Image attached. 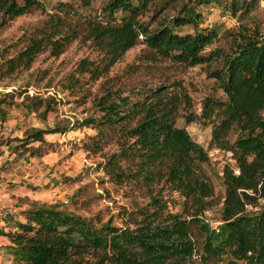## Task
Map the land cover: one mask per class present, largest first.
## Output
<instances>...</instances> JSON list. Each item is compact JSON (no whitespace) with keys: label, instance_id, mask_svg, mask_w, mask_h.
<instances>
[{"label":"trees","instance_id":"16d2710c","mask_svg":"<svg viewBox=\"0 0 264 264\" xmlns=\"http://www.w3.org/2000/svg\"><path fill=\"white\" fill-rule=\"evenodd\" d=\"M153 1H104L108 12L115 9L127 12L120 16L118 24H90L108 62L135 43L139 27L135 17ZM209 1L193 0L189 5L183 4L182 13L171 16L168 22H158L150 29L140 27L142 42L176 61L210 65L220 57L221 50L201 53L214 35L197 25V13L192 8ZM258 1L228 0L225 6L233 14ZM37 4V0H0V19H11ZM54 19L48 27H61L59 18ZM184 23L192 26L191 32L173 30V25ZM48 38L45 34L32 37L23 49L6 60L5 71L28 66L41 48L42 39ZM61 38L63 41L48 39L55 54L61 51L66 35ZM210 73L219 80L225 95L224 100L205 98L202 102V111L210 112L217 106L220 112L211 137L217 139L220 130L231 124L243 132L231 145L236 172L228 165L222 168V223L217 235L207 232L198 219L213 187L200 165L206 159L203 147L184 128L174 125L180 102L176 95L168 93L161 84L130 92L134 96L109 89L96 99L98 114L80 119L77 126L92 124L96 129L90 147H99L106 127L116 131L117 137H123L117 150L102 161V168L113 182L131 179L141 184L146 202L124 211L122 222L115 224L111 217L83 216L56 203L31 201L19 209L11 227L0 228V234L8 240L0 244L1 264H206L207 258L218 260L221 252L231 256L226 264L244 261L262 264L264 213L245 212L244 207L253 202L255 193H264V33L239 39L224 61V71L211 68ZM13 94V89L0 92V122L7 117L6 105L13 102ZM51 100L50 95L23 93L18 103L25 112L45 118L53 109ZM74 126L70 122L33 127L21 137H14L15 144L10 145L9 139L3 142L17 154L41 155L45 133L64 132ZM126 137L130 142H123ZM121 160L126 164L122 165ZM152 182H161L178 192L182 197L180 211L167 207ZM195 232L202 235L199 243L194 239Z\"/></svg>","mask_w":264,"mask_h":264},{"label":"rangeland","instance_id":"374dc122","mask_svg":"<svg viewBox=\"0 0 264 264\" xmlns=\"http://www.w3.org/2000/svg\"><path fill=\"white\" fill-rule=\"evenodd\" d=\"M104 1L37 0L38 4L29 10L6 21L0 19V92L14 91L13 102L6 105L7 117L0 122V228L11 227L19 216V209L31 201L56 203L83 216L111 217L115 224L122 222L124 211L144 204L147 195L141 184L131 179L113 182L101 165L111 152L117 150L123 137H117L116 131L106 127L99 147H90L96 129L92 124L77 126V123L86 116L98 114L96 99L106 90L118 89L122 94L134 96L130 92L161 84L180 101L174 114V125L184 128L206 153V159L200 165L210 179L213 192L198 219L207 232L215 236L222 223V168L228 165L236 172L231 145L243 132L231 124L213 139L211 129L219 121L220 112L217 106L210 112L202 111V102L205 98L225 99L219 80L210 69L222 73L224 61L239 39L264 33V0L247 10L237 9L233 14L226 9L228 0L192 5L197 13V25L211 30L214 35L201 53L221 50L220 57L210 65L205 62L186 64L162 56L141 40L140 27L150 29L158 22H168L171 16L182 13L183 4L189 5L193 0L151 2L135 17L139 25L135 43L108 62L105 49L93 36L90 24H118L120 16L127 12L121 9L108 12L103 6ZM55 17L62 26L51 29L48 25ZM173 30L191 32L192 26L188 23L173 25ZM44 34L49 36L48 39L58 38V41H63L61 36L66 35L60 52L53 53L51 40L42 39L41 48L28 66L5 71L9 57L23 49L32 37ZM23 93L50 95L53 109L45 118L25 112L18 103ZM70 122L75 126L64 132L43 135L45 142L41 144V155L17 154L3 142L9 139L13 145L17 142L14 137H21L33 127ZM130 140L126 137L123 142ZM121 164L126 162L121 160ZM152 185L169 209L180 211L182 197L177 191L161 182H152ZM254 196L252 203L245 204L244 211L264 213V193L257 192ZM7 209L12 211L4 213ZM194 239L199 243L202 235L195 232ZM7 242L6 236L0 234V244ZM229 259L231 256L227 252H221L218 260L207 258L206 264H226ZM242 264L252 263L244 261Z\"/></svg>","mask_w":264,"mask_h":264},{"label":"built area","instance_id":"2783aa9c","mask_svg":"<svg viewBox=\"0 0 264 264\" xmlns=\"http://www.w3.org/2000/svg\"><path fill=\"white\" fill-rule=\"evenodd\" d=\"M52 192H54V190H52ZM12 209H7L6 211H4V213H7V212H11Z\"/></svg>","mask_w":264,"mask_h":264},{"label":"crops","instance_id":"0c3cea01","mask_svg":"<svg viewBox=\"0 0 264 264\" xmlns=\"http://www.w3.org/2000/svg\"><path fill=\"white\" fill-rule=\"evenodd\" d=\"M20 194H22V193H20ZM23 194H25V193H23ZM26 195V194H25Z\"/></svg>","mask_w":264,"mask_h":264}]
</instances>
